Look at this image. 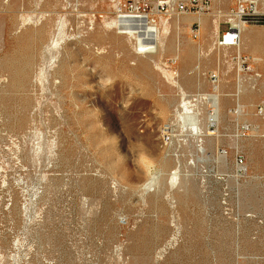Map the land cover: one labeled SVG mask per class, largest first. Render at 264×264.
<instances>
[{"label": "rangeland", "instance_id": "rangeland-1", "mask_svg": "<svg viewBox=\"0 0 264 264\" xmlns=\"http://www.w3.org/2000/svg\"><path fill=\"white\" fill-rule=\"evenodd\" d=\"M119 2L168 24L155 58L111 25ZM172 2L0 0V264H264V28L220 49L241 0ZM172 75L209 96L201 143Z\"/></svg>", "mask_w": 264, "mask_h": 264}, {"label": "bare ground", "instance_id": "bare-ground-1", "mask_svg": "<svg viewBox=\"0 0 264 264\" xmlns=\"http://www.w3.org/2000/svg\"><path fill=\"white\" fill-rule=\"evenodd\" d=\"M253 1V0H252ZM262 1V0H261ZM115 2V1H114ZM264 3V2H263ZM117 4V3H116ZM174 6V4L172 5V7ZM112 8V7H111ZM123 8V4L121 2H119L117 4V19L116 21H114L111 25H113L114 27L117 28L118 32L120 35H124L130 39H133L135 40V43H136V48L140 49L141 50V54H143V56H147L146 58L148 59H153L155 58V55L161 50V46L163 45V43L165 42V38L169 32V27H168V24L166 22H164L163 20H161V25L159 24H152V23H147L144 25V17L143 16H139L137 14H140L139 12L137 11H133L132 13L128 14V12H124L122 10ZM175 8V7H174ZM38 9V8H37ZM36 9V10H37ZM133 14H136V15H133ZM141 15V14H140ZM144 16H149V15H144ZM240 14H235V15H232L230 16L228 22H231L236 28L240 29L241 33H242V36L245 34L246 38L254 31L250 32L249 28L244 26L241 22H240ZM217 17V16H216ZM228 17V16H226ZM233 17H235V19H233ZM63 18V17H61ZM68 18V17H67ZM147 18V17H146ZM187 18H189L187 16ZM213 19V18H212ZM220 19V17H219ZM218 19V20H219ZM227 19V18H226ZM110 20V19H109ZM108 20V21H109ZM222 20V19H221ZM181 21V19H180ZM198 21L204 25V27H206L207 25V21L206 19H203V18H199ZM226 21V20H225ZM137 22V24H133ZM223 22V20H222ZM97 23V22H96ZM131 23V24H129ZM138 23H141V24H138ZM210 23V22H209ZM220 24L221 22H217L215 23V36L218 38L219 37V30H220ZM95 25V24H94ZM179 25V24H178ZM180 26V25H179ZM209 26V25H208ZM211 26V25H210ZM107 28V27H106ZM207 28V27H206ZM211 28H213L211 26ZM58 29V28H57ZM61 29V28H60ZM59 29V30H60ZM210 30V29H209ZM62 31V30H61ZM256 33V32H255ZM253 33V34H255ZM58 34V33H57ZM60 34V32H59ZM98 34V33H97ZM63 36V34H60ZM68 35V34H67ZM102 35V34H100ZM107 35V34H105ZM257 35V33H256ZM25 36V35H24ZM28 36V34H27ZM72 36V35H71ZM58 37V36H57ZM66 37V36H65ZM96 36H94L95 38ZM98 37V36H97ZM103 37V36H102ZM88 38V37H87ZM86 38V39H87ZM244 38V37H243ZM256 37H254V40H255ZM62 39V38H61ZM76 39V37L74 38ZM84 39V37H83ZM100 39V38H99ZM106 39V38H105ZM57 40V39H56ZM89 40V39H88ZM87 40V41H88ZM109 40V39H108ZM247 40V39H246ZM59 41V40H58ZM57 41V42H58ZM69 41V40H68ZM84 41V40H83ZM86 41V40H85ZM91 41V40H90ZM93 41V40H92ZM103 40H101L102 42ZM105 41V40H104ZM112 41V40H111ZM248 41V40H247ZM57 42L55 41V44H57ZM94 42V41H93ZM98 42V40L96 41ZM129 42V41H128ZM79 43H82V41H79ZM89 43V42H88ZM215 43V42H214ZM117 44V43H116ZM251 44V43H250ZM26 45V44H25ZM37 45V44H36ZM241 45V44H240ZM243 45V44H242ZM57 46V45H56ZM62 46H64L62 44ZM96 46V45H95ZM124 46V45H123ZM247 46V45H245ZM86 47V46H85ZM93 47V46H92ZM26 48V47H25ZM53 48V47H52ZM51 48V49H52ZM59 48V47H58ZM123 48V47H122ZM66 49V48H65ZM93 50V49H92ZM91 50V51H92ZM218 50V48L216 49ZM52 51V50H51ZM241 51V50H240ZM242 51H243V48H242ZM47 52V51H46ZM58 52V51H57ZM63 53V52H62ZM63 56V55H61ZM60 56V57H61ZM65 56V55H64ZM63 56V57H64ZM49 58V57H48ZM60 59V58H59ZM64 59V58H63ZM68 59V58H67ZM55 57L52 58V63L55 64ZM63 61V60H61ZM58 62V61H57ZM175 63V62H174ZM57 64V63H56ZM69 64V63H68ZM162 62L161 60H157L155 61V65L158 67V68H161L162 66ZM61 66V65H60ZM1 68H2V65H1ZM4 68V67H3ZM7 73V71H6ZM37 73V72H35ZM60 74V73H59ZM10 75V74H9ZM37 75V74H36ZM174 75L170 76V80L171 82H173V84L178 88L180 89L181 93H182V102H181V105L179 106V109H181L182 111V114L179 116V118L181 119V123H182V131L183 134L186 135V137H192L194 139H196L198 141V143H201L203 140V138L205 136H212V134H207L209 131V129L207 128L208 125L210 123H214L216 119V116L213 117V118H210L208 119V124H203L201 119H200V116H201V111L200 110H194L193 109V102H196V103H199L197 105H200L202 103V105H205L208 103L209 101V96L206 95L205 97L201 96V97H198V99L196 101H191L192 99L189 98L187 96V94L184 92V89L178 85L177 82L174 81V78H173ZM178 76V75H177ZM53 77V76H52ZM54 78V77H53ZM91 79V78H90ZM33 80V79H32ZM11 81V80H10ZM57 81V80H56ZM54 82V81H53ZM38 84V83H37ZM57 84V83H56ZM180 84V83H179ZM4 85V83H3ZM6 85V84H5ZM31 85V84H30ZM54 86V84H52ZM34 86V85H33ZM6 87V86H5ZM9 87V86H8ZM31 89V88H30ZM34 90V89H33ZM40 90V89H39ZM56 90V89H55ZM85 90V89H84ZM174 90V89H173ZM216 90L218 91L219 90V86H216ZM36 91H37V88H36ZM83 91V90H82ZM93 91V90H92ZM7 92V91H6ZM58 92V91H57ZM72 92V91H71ZM188 92V91H187ZM68 93V92H67ZM180 93V92H179ZM178 93V94H179ZM239 93V92H238ZM64 94V93H63ZM72 94V93H71ZM53 95V94H52ZM73 95V94H72ZM180 95V94H179ZM26 96V95H25ZM56 96V95H55ZM9 97V96H8ZM45 97H43L44 99ZM31 99V98H30ZM59 99V98H58ZM167 100V99H165ZM58 103V102H56ZM85 105V104H84ZM219 105V104H218ZM221 105V104H220ZM200 107V106H199ZM203 108V107H202ZM199 109V108H198ZM64 110V109H62ZM67 110V109H66ZM178 110V109H177ZM237 110V109H236ZM73 111V110H72ZM184 112V113H183ZM238 112V111H237ZM177 114L179 115V112H177ZM242 114V113H241ZM176 115V114H175ZM218 115V113H217ZM219 116V115H218ZM26 118V117H25ZM218 118V117H217ZM219 119V118H218ZM176 121V120H175ZM173 124V123H172ZM207 125V126H206ZM174 126V125H173ZM177 126V125H176ZM179 127V126H178ZM207 129V130H206ZM96 131V130H95ZM207 131V132H206ZM88 135V134H87ZM218 136V135H217ZM84 138V137H83ZM209 138V137H208ZM56 140V139H55ZM54 140V141H55ZM57 141V140H56ZM58 142V141H57ZM185 142V141H184ZM196 142V141H195ZM60 143V142H59ZM204 143V142H203ZM202 143V144H203ZM59 145V144H58ZM97 145V144H96ZM196 145V144H195ZM55 146V145H54ZM199 146V145H198ZM57 147V146H56ZM200 147V148H199ZM199 152L201 150H204V148L202 146H199ZM53 152V151H52ZM16 154V153H15ZM55 154V153H54ZM20 157V156H19ZM164 161V160H163ZM161 163V162H160ZM150 164V162H149ZM51 167V166H50ZM148 169V168H147ZM151 171V170H150ZM153 173V172H152ZM209 173V172H208ZM8 175V174H7ZM9 176V175H8ZM174 176V179L177 178V174L173 175ZM173 179V180H174ZM180 179V178H179ZM158 179V176L156 174H153L151 175L150 179L148 180V182L146 183V185H144V188L143 189V193L144 194H147L149 192H151L153 190V188L155 187V184L157 182ZM7 181V180H6ZM159 182V181H158ZM177 183V182H176ZM158 185V184H156ZM175 186V185H174ZM159 188V187H158ZM155 192V190H154ZM141 198V197H140ZM144 199V198H143ZM175 219V217H174ZM175 222V221H174ZM178 229V228H177ZM176 230V229H175ZM177 232V231H176ZM180 233V232H179ZM176 234V233H175ZM180 235V234H179ZM178 238V237H175V239ZM176 241V240H175ZM171 242V241H170ZM170 244V243H169ZM173 244V243H172ZM176 245V244H175ZM167 246V245H166ZM165 246V247H166ZM164 247V246H163ZM164 247V248H165ZM170 247V246H169ZM168 247V248H169ZM171 248V247H170ZM169 248V249H170ZM168 251V250H167ZM167 254V253H166ZM160 259V258H159Z\"/></svg>", "mask_w": 264, "mask_h": 264}, {"label": "built area", "instance_id": "built-area-1", "mask_svg": "<svg viewBox=\"0 0 264 264\" xmlns=\"http://www.w3.org/2000/svg\"><path fill=\"white\" fill-rule=\"evenodd\" d=\"M155 1H157V9L158 13H168L169 8L173 5L172 0H130L131 6L132 5H141V2L146 3L144 5L145 8H148L151 6ZM198 3V0H191L192 7L195 6V4ZM140 8V7H139ZM137 8L133 11H137L139 13L140 9ZM204 9H207L204 7ZM179 15H186L189 13V7L187 5L181 4L177 7ZM177 13V14H178ZM240 22L246 26L249 27L259 25L264 28V13H261L258 9V6L255 2L252 1H246L241 0V8H240ZM228 25L227 32L223 33L217 42V46L220 49H233V48H239L241 44V38L242 33L240 29L236 28L231 22L226 23ZM221 26V25H220ZM199 36V32H196L194 35L195 38ZM243 65H247V60H243ZM249 69L247 66L244 67L243 71L249 72ZM214 81L217 80V76L212 77ZM263 114V111H261ZM241 164L243 161H240Z\"/></svg>", "mask_w": 264, "mask_h": 264}, {"label": "crops", "instance_id": "crops-1", "mask_svg": "<svg viewBox=\"0 0 264 264\" xmlns=\"http://www.w3.org/2000/svg\"><path fill=\"white\" fill-rule=\"evenodd\" d=\"M185 17H183V19H184ZM184 22L185 23H194V22H191V20L190 19H185L184 20ZM207 23H208V20H207ZM196 23H194L193 24V26L195 25ZM249 28V27H248ZM228 30V29H227ZM227 30H226V32H227ZM249 30H250V28H249ZM250 32H252V30H250ZM225 33V32H224ZM223 33H221V26H220V30H219V35L221 36ZM184 57H183V54L182 55H180V60H179V62H181V60L183 59ZM257 58H262L261 56H257ZM249 58L247 59V63L249 62Z\"/></svg>", "mask_w": 264, "mask_h": 264}]
</instances>
